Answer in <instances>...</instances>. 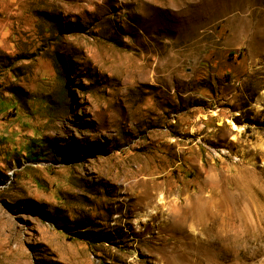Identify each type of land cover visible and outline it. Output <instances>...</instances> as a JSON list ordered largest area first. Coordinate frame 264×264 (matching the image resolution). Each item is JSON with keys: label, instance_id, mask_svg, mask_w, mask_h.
Returning <instances> with one entry per match:
<instances>
[{"label": "rangeland", "instance_id": "1", "mask_svg": "<svg viewBox=\"0 0 264 264\" xmlns=\"http://www.w3.org/2000/svg\"><path fill=\"white\" fill-rule=\"evenodd\" d=\"M0 264H264V0H0Z\"/></svg>", "mask_w": 264, "mask_h": 264}]
</instances>
